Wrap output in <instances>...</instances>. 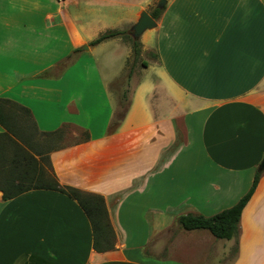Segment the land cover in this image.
Segmentation results:
<instances>
[{
    "label": "crops",
    "instance_id": "obj_1",
    "mask_svg": "<svg viewBox=\"0 0 264 264\" xmlns=\"http://www.w3.org/2000/svg\"><path fill=\"white\" fill-rule=\"evenodd\" d=\"M141 10L142 0H0V99L28 109L38 132H87L49 160L61 186L104 199L115 233L97 252L67 196L0 192V264H264V172L231 240L177 224L235 205L264 158V0H166L152 37L138 39L152 80L137 77L142 58L128 64L123 38L89 46L82 19L119 11L130 30ZM112 42L101 68L92 53Z\"/></svg>",
    "mask_w": 264,
    "mask_h": 264
},
{
    "label": "trees",
    "instance_id": "obj_2",
    "mask_svg": "<svg viewBox=\"0 0 264 264\" xmlns=\"http://www.w3.org/2000/svg\"><path fill=\"white\" fill-rule=\"evenodd\" d=\"M163 9L155 7L149 12V15L157 20ZM129 35L131 34L128 29L109 30L90 41L89 46H96L117 37L128 38L131 42L134 63L140 57L141 43ZM70 61V57L62 61V68L68 66ZM131 73L132 68L129 70L127 78H130ZM126 97V93L121 96L119 107ZM127 107L128 104L121 113H117L113 129L123 118ZM0 126L5 130L0 134V192L2 199L10 200L31 190L59 192L75 201L84 212L91 226L95 251L105 252L113 249L115 233L109 221L104 199L99 195L84 193L73 187L61 186L53 173L49 153L64 147L61 145V140L64 130L68 126L65 125L54 132H38L30 111L5 99H0ZM80 132L84 135L80 140L85 141L89 138L87 132ZM57 142L58 145H56ZM260 175L261 172H255L251 186L232 207L210 217L191 213L180 215L177 217V224L185 231L205 230L215 239L231 240L237 234L241 213L252 197ZM235 251L236 248L232 250V253Z\"/></svg>",
    "mask_w": 264,
    "mask_h": 264
},
{
    "label": "rangeland",
    "instance_id": "obj_3",
    "mask_svg": "<svg viewBox=\"0 0 264 264\" xmlns=\"http://www.w3.org/2000/svg\"><path fill=\"white\" fill-rule=\"evenodd\" d=\"M158 1L159 0H152V2H151L150 0H142V6L144 7L143 11H151V10H153L155 7H157ZM149 5H151V6H149ZM125 10L127 11V7H126ZM102 12H104V10H102L100 13H102ZM99 14H97L96 11H94V12H90L89 11V15L84 17V15H85L84 14L83 18H82L84 20L87 19L88 24H86V29L89 31V33L92 35V38H94V39L96 37H98L99 35H101L102 33L106 32V31H109V30H123V29H125L127 27L126 24H125V19L126 18L124 16V14L122 15L119 11H114V13L112 14L111 17H102V16H99ZM126 29H128V27ZM129 32H130V34L132 33L130 30H129ZM146 35L152 37V31L147 30L144 36H146ZM129 36L132 38L131 35H129ZM123 39H124L125 42H127V43H129L131 45V42L129 41L128 38H123ZM153 43H154V40L152 41V44ZM114 44H115V42H112L109 45L105 44V45H102L100 47H97L93 51L92 54L93 55L95 54L94 55L95 56L94 57L95 61L99 64V66L101 68L103 66V59L105 57L111 55V52L114 49ZM116 54H117L116 57H119V56L123 57L124 56V52L120 51V50H118L116 52ZM131 54H132V51H131ZM141 58H142L143 61H145L147 63L146 64L147 68L138 67L136 69V71L138 72L137 73V77H139L140 79L152 80L153 79V75L155 73V69H154V65L152 64V61H150V54L142 53V55L140 57V60H141ZM131 62H132V55L129 58V63L128 64H131ZM136 64H139V61ZM119 65H120L119 63H115L113 65L114 69H117L119 67ZM122 67H123V65H122ZM118 76H120V74ZM126 76H127V69L124 71V73L122 74L121 77H123L125 79ZM130 89H131L130 85L128 87L125 86V88H124L125 92L124 93H126L127 97H126V99L122 100L121 106L118 107V110H117V112L115 114L114 121L116 119L117 113L118 112L121 113V111L127 105V99H128V95H129ZM114 121L112 122L111 127H114V124H115ZM112 129L113 128H111V130ZM83 137H84V135H82V133L79 130L75 129L74 127L68 126L64 130L63 138L61 140V145H64V146L65 145H69L71 143L79 141L80 139H83ZM56 145H58V142L56 143ZM166 238H167L166 234L162 233V235H160L159 240H161V239L166 240ZM162 244H164V243H162Z\"/></svg>",
    "mask_w": 264,
    "mask_h": 264
},
{
    "label": "water",
    "instance_id": "obj_4",
    "mask_svg": "<svg viewBox=\"0 0 264 264\" xmlns=\"http://www.w3.org/2000/svg\"><path fill=\"white\" fill-rule=\"evenodd\" d=\"M166 4V0H159L157 4L158 9H163ZM156 27V22L154 19L146 12V11H141L139 13L138 19L135 22V24L130 28L131 36L133 39H139L141 35L146 31L150 30ZM84 50L87 49L86 46L83 47ZM258 172H264V158L260 162L258 168Z\"/></svg>",
    "mask_w": 264,
    "mask_h": 264
}]
</instances>
